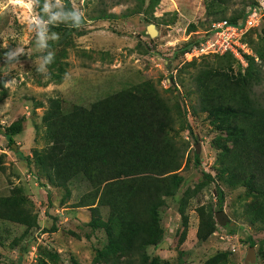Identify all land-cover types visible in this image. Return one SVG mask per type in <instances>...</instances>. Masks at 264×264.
<instances>
[{
    "label": "rangeland",
    "instance_id": "374dc122",
    "mask_svg": "<svg viewBox=\"0 0 264 264\" xmlns=\"http://www.w3.org/2000/svg\"><path fill=\"white\" fill-rule=\"evenodd\" d=\"M112 1L41 0L40 15L36 1L13 7L8 0H0V196L20 194L35 211L34 225L0 218V264H106L96 254L105 243L103 230L88 224L86 207L95 202H79L87 200L88 182L77 175L56 185L38 170L37 155L49 143L44 115L52 98L67 111L72 104L88 105L145 79L169 102L179 104L180 114L168 130L185 147L178 170L182 176L179 191L203 179L202 170L210 173L213 180L199 187L196 196L211 205L213 217L214 186L219 185L221 208L233 221L223 225L215 221L213 230L199 239L195 235L197 214L188 203L187 224L180 235L179 194L166 196L158 208L161 239L146 247L149 258L200 264L213 253L225 251V264H264L263 224L246 222L241 216L243 204L251 202L252 196L217 173V142L222 133L205 111L190 112L193 91L189 98L182 96L186 89H193L191 76L204 64L234 77L244 71V55H252L249 41L261 34V18L241 35L240 57L188 51L212 21L242 13L264 0H158L153 5L148 0L140 5L137 0ZM188 41L190 45L181 50ZM15 120L20 121V129L8 139L2 130ZM196 142L198 152L194 151ZM98 209L104 219L107 206L98 205ZM248 245L253 246L252 261L246 257Z\"/></svg>",
    "mask_w": 264,
    "mask_h": 264
},
{
    "label": "trees",
    "instance_id": "16d2710c",
    "mask_svg": "<svg viewBox=\"0 0 264 264\" xmlns=\"http://www.w3.org/2000/svg\"><path fill=\"white\" fill-rule=\"evenodd\" d=\"M35 1L41 15V0ZM157 1L148 0V4ZM245 13L246 9L221 18L236 23ZM261 20V34L249 41L252 55H244L247 60L242 73L234 77L204 64L191 76L193 89H186L182 96L189 98L193 91L195 101L189 103L190 112L205 111L222 133L217 142V173L252 196L251 202L243 204L242 219L258 221L264 229V13ZM189 45L190 41L184 43L181 50ZM222 54L234 58L229 51ZM178 113V102H169L149 79L110 92L88 105L72 104L67 111L60 109L57 99L49 101L44 115L49 143L37 155L38 170L56 185L77 175L88 182L90 189L84 193L87 200L79 202H95L87 207L88 224L103 230L105 243L96 254L106 264H171L149 258L146 252L148 245L161 239L158 208L166 196L179 194L180 235L187 224L188 203L197 214V238L204 239L214 228L211 205L196 196L199 187L213 180V175L202 170L203 179L179 191L182 176L178 170L185 147L168 132ZM19 129L20 121L15 120L2 132L11 139L10 134ZM193 156L198 164L197 155ZM214 191L215 208L219 209L222 190L215 184ZM98 205L107 206L104 219ZM0 218L34 225L35 211L20 194H9L0 196ZM225 257V251H217L200 264H225Z\"/></svg>",
    "mask_w": 264,
    "mask_h": 264
},
{
    "label": "built area",
    "instance_id": "2783aa9c",
    "mask_svg": "<svg viewBox=\"0 0 264 264\" xmlns=\"http://www.w3.org/2000/svg\"><path fill=\"white\" fill-rule=\"evenodd\" d=\"M263 11L264 3L259 1V5L248 6L244 17L236 23L229 22L225 18L212 21L210 27L188 52L204 54L230 51L233 55L240 57L238 47L243 46L240 37L248 28L259 24Z\"/></svg>",
    "mask_w": 264,
    "mask_h": 264
},
{
    "label": "water",
    "instance_id": "95a60500",
    "mask_svg": "<svg viewBox=\"0 0 264 264\" xmlns=\"http://www.w3.org/2000/svg\"><path fill=\"white\" fill-rule=\"evenodd\" d=\"M149 32H153L154 29L152 28V26H149ZM170 82L173 83V80H172V77H170ZM176 93L179 95V90L176 88ZM10 145L13 149H16V146H15V143L14 142H10ZM199 150V145L198 143L196 142L195 145H194V151L195 152H198ZM213 218L214 220L216 221L217 224L219 225H223L225 223H228V224H232L233 221L230 220L228 218V216L226 215L225 211L222 209V208H215L214 212H213ZM246 257L249 259V260H253L254 258V254H253V246L252 245H248L247 247V253H246Z\"/></svg>",
    "mask_w": 264,
    "mask_h": 264
},
{
    "label": "clouds",
    "instance_id": "9594fccd",
    "mask_svg": "<svg viewBox=\"0 0 264 264\" xmlns=\"http://www.w3.org/2000/svg\"><path fill=\"white\" fill-rule=\"evenodd\" d=\"M35 0H8V3L13 7H24L25 5H30L34 3ZM3 5H0V9H2Z\"/></svg>",
    "mask_w": 264,
    "mask_h": 264
},
{
    "label": "crops",
    "instance_id": "0c3cea01",
    "mask_svg": "<svg viewBox=\"0 0 264 264\" xmlns=\"http://www.w3.org/2000/svg\"><path fill=\"white\" fill-rule=\"evenodd\" d=\"M87 208V207H86Z\"/></svg>",
    "mask_w": 264,
    "mask_h": 264
}]
</instances>
